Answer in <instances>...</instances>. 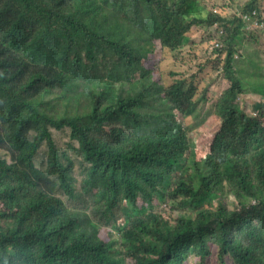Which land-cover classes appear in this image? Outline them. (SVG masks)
<instances>
[{
	"label": "trees",
	"instance_id": "1",
	"mask_svg": "<svg viewBox=\"0 0 264 264\" xmlns=\"http://www.w3.org/2000/svg\"><path fill=\"white\" fill-rule=\"evenodd\" d=\"M231 10L0 0V264H264V53L247 35L264 0ZM158 49H191V79L167 85ZM214 73L227 88L194 122Z\"/></svg>",
	"mask_w": 264,
	"mask_h": 264
},
{
	"label": "rangeland",
	"instance_id": "2",
	"mask_svg": "<svg viewBox=\"0 0 264 264\" xmlns=\"http://www.w3.org/2000/svg\"><path fill=\"white\" fill-rule=\"evenodd\" d=\"M223 1L224 0H203V3L206 5L207 8H209L213 5L219 6L220 4H222ZM227 1L230 4V6H232V10L230 12H232L233 10L236 11L237 6L241 3V0H227ZM202 30L205 31L204 34H202V31L194 32L193 30L191 34L189 35V38H190V41H192L193 43L197 45H200V43L206 42V47H205L204 52L206 56L208 57L210 56L211 51L215 49V47H212V43L214 41L212 39L214 35V31L212 29L206 30L205 28H202ZM247 32H248L247 35H252L253 43L256 44V48L259 50L260 54L262 52L264 53V31L259 29L256 23H253L251 26H249V31ZM190 52H191V49L190 50L185 49L184 53L178 59H176L174 55H171L167 52L162 53L161 49L157 50L156 62L158 64L159 70L161 69L162 71V78L164 79L167 85L174 83L176 79H180V78H185L187 80L191 79L192 73L196 70V66H195V60L187 56ZM261 57L264 58L263 55H261ZM180 59H183L185 63L180 64L179 62ZM172 72L176 73L178 76L173 77L171 75ZM242 72L244 74V77L241 79L244 80L245 77L250 75L251 68L250 67L244 68L242 69ZM223 80L224 79L222 78L220 73L213 74L211 86H210L211 89H209V92L207 95L208 96L207 101L206 102L202 101L199 107L197 108L198 113L196 112L197 117L193 120L194 122L200 123L202 120L206 119L208 115L212 114L213 106L215 102H217V98L219 97L220 93L224 89L227 88V85H228L227 82ZM244 86L248 87V82H245ZM248 106L249 104L246 103L245 107H248ZM191 124L192 122H190L188 125L190 126ZM208 202L212 203L210 201ZM233 203L234 202H232L230 199L228 202L229 209L233 207ZM167 207L170 208L171 205H169L168 203ZM159 208H160L161 213L163 214L169 211V209L165 208L164 206L163 207L159 206ZM111 240H112V244L115 246L117 244V236L112 234ZM127 264H133V262L130 260H127ZM190 264H195L193 259H190ZM205 264H219L217 256H211L210 258L206 260ZM228 264H233L230 259H228Z\"/></svg>",
	"mask_w": 264,
	"mask_h": 264
}]
</instances>
